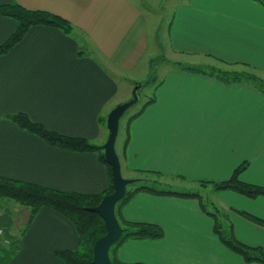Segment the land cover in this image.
<instances>
[{
	"label": "crops",
	"instance_id": "crops-1",
	"mask_svg": "<svg viewBox=\"0 0 264 264\" xmlns=\"http://www.w3.org/2000/svg\"><path fill=\"white\" fill-rule=\"evenodd\" d=\"M10 3L51 12L73 28L67 34L55 26H33L0 55V176L100 194L111 186V176L97 152L56 147L9 116L24 113L53 132L103 145L109 132L100 119L130 100L135 84L147 81L141 65L150 51L153 18L140 0H0V5ZM169 13L172 51L248 64L264 77L262 1L178 0ZM17 27L15 19L0 14V45ZM125 73L136 76L128 80ZM153 88L154 103L126 120L117 147L127 178L140 179L147 172L151 180L178 186L172 191L209 195L222 224L231 225L243 244L264 250V226L234 210L264 220V196L252 199L200 183L228 180L247 162L241 180L264 186V92L182 66L165 71ZM117 211L121 222L152 223L164 230L161 239L124 241L115 251L124 263L264 264L247 262L225 246L198 198L141 191ZM79 242L69 218L42 207L10 264H66L57 252L77 250Z\"/></svg>",
	"mask_w": 264,
	"mask_h": 264
},
{
	"label": "trees",
	"instance_id": "trees-1",
	"mask_svg": "<svg viewBox=\"0 0 264 264\" xmlns=\"http://www.w3.org/2000/svg\"><path fill=\"white\" fill-rule=\"evenodd\" d=\"M260 1L264 3L263 0ZM0 14L11 17L18 22L16 31L6 42L0 45V55L8 53L25 37L27 31L33 26H55L63 29L67 34H70L73 28L70 22L56 14L45 10L27 9L18 3L0 5ZM214 60L218 63L217 65L192 66L182 64L181 66L185 71L213 76L226 84L245 83L264 92L263 74L255 67L244 63L227 62L218 58H214ZM140 84L141 89L146 86V83ZM155 99L154 96H150L147 101L142 103L140 109L130 116V119L138 117L150 104L154 103ZM9 119L21 128L34 133L56 147L75 152H97L102 162L108 167L111 176V186L104 192L94 195L56 190L34 183L0 176V201L14 200L30 208V217L21 236L26 232L38 211L42 207H49L69 218L75 224L80 236L79 248L77 250L59 251L57 252V256L66 264H92L95 243L107 233V228L102 217L97 212L90 211L89 208L99 205L105 195L114 191L112 185V170L106 161L103 146L101 144H95L86 138L66 136L53 132L44 125L32 121L24 113L11 115ZM100 121L106 126L107 117L101 118ZM247 165L248 163L244 162L238 166L228 180L220 182L201 181L200 183L202 186L212 185L216 191L230 190L252 199L264 196V186L241 180L240 176L247 168ZM142 175L137 182L138 185L132 189L128 187L126 195L117 204L116 214L118 220L117 210L141 191L156 195H176L180 197L198 198L203 210L214 217L215 233L225 246L241 255L247 262L264 263V250L261 247H250L240 242L235 237L232 226L228 225V223L225 225L222 224V219L220 220L218 212H209L207 210V206L204 204L203 196L200 192H177L170 189H158L156 186L160 184V180H151L148 175H152L147 172L142 173ZM157 176L162 177L160 173H157ZM234 210L246 219L264 226L263 219L244 211ZM119 222L123 228V233L120 239L110 248L112 264H141L120 261L115 255L116 249L128 239H161L164 236V230L159 225L152 223L121 222L120 220ZM0 229L5 230L3 239H0V264H10L13 256L20 248L21 237L16 238L10 231V227L2 224V217H0Z\"/></svg>",
	"mask_w": 264,
	"mask_h": 264
},
{
	"label": "rangeland",
	"instance_id": "rangeland-1",
	"mask_svg": "<svg viewBox=\"0 0 264 264\" xmlns=\"http://www.w3.org/2000/svg\"><path fill=\"white\" fill-rule=\"evenodd\" d=\"M168 1L169 2L172 1L170 2L171 4H169ZM177 1L178 0H140L142 5L143 4L146 5V6L143 5V7L144 8L146 7L145 9L150 14V16L153 18V21H154L151 26L150 51H149L148 56L143 61V64L141 65V68L144 67V70L142 71V77H143L142 79L147 80V81L145 82L146 86L139 91L138 103L131 106L120 121L121 123H120V130H119V134H118V138L116 142V149L122 140V134H123L122 132L125 126L124 124H126V120L130 116H132L134 113H136L140 109L142 103L147 101V99L153 95V92H154L153 86L157 81L158 82L161 81L162 76L164 75L165 71L169 69L181 67L182 64L187 65L190 62L189 59L201 62V65L203 66L216 64L214 60L209 59V58L201 57V58L194 59L190 57H185V56L175 53L174 51L170 49L168 41H167L166 28H167V24L169 21V14H170L169 11L172 12L174 4ZM134 76L136 75L133 73L124 74V78H127L128 80H131V78L134 79ZM151 80L153 81L150 82ZM124 86H126V88L129 89V86H127V83L124 84ZM122 174L124 177L126 178L128 177V174L125 170L124 171L122 170ZM135 185H138V183H134L130 185L129 188L132 189L135 187ZM156 188L158 189H178V186L172 185L171 187L170 185L160 183L156 186ZM203 202L207 206V208L213 210L212 202L210 200L209 195L207 196V194L206 195L203 194ZM29 215H30V208L19 202H16L14 200L0 201V217H2V224L7 227L9 226L10 231L16 238L21 237V233L26 226L28 218L30 217ZM1 231L2 233L0 235V239H3L5 230L2 229Z\"/></svg>",
	"mask_w": 264,
	"mask_h": 264
},
{
	"label": "water",
	"instance_id": "water-1",
	"mask_svg": "<svg viewBox=\"0 0 264 264\" xmlns=\"http://www.w3.org/2000/svg\"><path fill=\"white\" fill-rule=\"evenodd\" d=\"M140 89L141 84H136L132 98L116 105L107 116L106 125L109 133L106 142L103 144V150L106 161L112 170L114 191L105 195L99 205L89 208L90 211L97 212L102 217L107 228V233L95 243L92 264H112L110 248L120 239L123 233V228L117 218L116 206L126 195L128 187L139 181L137 178H126L123 176L116 142L120 130V121L127 110L139 101Z\"/></svg>",
	"mask_w": 264,
	"mask_h": 264
},
{
	"label": "built area",
	"instance_id": "built-area-1",
	"mask_svg": "<svg viewBox=\"0 0 264 264\" xmlns=\"http://www.w3.org/2000/svg\"><path fill=\"white\" fill-rule=\"evenodd\" d=\"M2 231L0 230V235H1Z\"/></svg>",
	"mask_w": 264,
	"mask_h": 264
}]
</instances>
